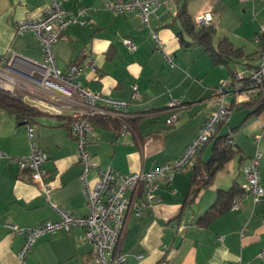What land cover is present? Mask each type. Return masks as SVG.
<instances>
[{
    "label": "crops",
    "instance_id": "1",
    "mask_svg": "<svg viewBox=\"0 0 264 264\" xmlns=\"http://www.w3.org/2000/svg\"><path fill=\"white\" fill-rule=\"evenodd\" d=\"M109 1L66 0L68 12L76 13L82 7L96 12L87 15L85 25L69 27L54 45L56 66L65 72L77 63L83 68L78 78L82 86L129 101L128 131L92 122L88 150L103 167L111 166L124 174L146 172L182 156L218 109L213 89L220 82L230 79L235 70L258 65L260 55L252 39L260 28L242 32L244 27L235 21L228 0H188L193 21L200 14H211L216 48L221 40L228 39L235 48L244 50L245 57L232 59L228 65H217L203 47L181 43L179 35L183 30L180 22H175L179 0H168L151 15L150 25L164 41L166 52L174 56L175 67L171 68L164 54L156 49L149 28L139 15L106 11L104 5ZM47 7L48 0H0V57L15 54L16 73L32 74L36 64L44 62L36 35L32 32L19 35L16 28L22 21L45 15ZM182 33L191 42V37ZM129 40L136 50L128 49ZM20 83L17 95L44 115L22 125L16 116L0 108V152L10 157L29 155L27 127L31 125L37 148L49 155L44 169L54 201L62 210L84 216L88 209L80 180L82 167L68 127L77 108L62 109L68 102L56 91L35 88L25 81ZM134 87L139 90V99L133 97ZM174 100L181 102V106L170 108ZM253 111L239 106L222 125L221 135L241 126L230 135L238 154L209 187L201 189L191 207H185V203L192 170L178 172L168 184H161L153 206L140 215L132 207L128 210L118 250L127 255L130 264H264L259 258L264 251V199L254 204L252 195L243 192L237 210L231 209L207 227L197 223L215 203L219 190L236 185L244 191L243 168L257 151L263 154L260 182L264 188V110L255 115ZM174 114L179 115L180 122L169 127L167 119ZM257 136L263 138L255 143ZM212 146L208 143L196 161L208 162ZM95 177V173L90 175L91 180ZM58 219L41 188L31 182L30 173L21 171L6 157L0 158V264H95L94 248L84 239L81 228L41 237L25 262L19 260L25 237L11 233L5 224L26 228ZM139 255L143 257L139 259Z\"/></svg>",
    "mask_w": 264,
    "mask_h": 264
},
{
    "label": "built area",
    "instance_id": "2",
    "mask_svg": "<svg viewBox=\"0 0 264 264\" xmlns=\"http://www.w3.org/2000/svg\"><path fill=\"white\" fill-rule=\"evenodd\" d=\"M168 0H111L104 5V10L115 14L135 12L141 18L145 27L149 28L152 38L156 43V49L163 53L168 65L175 67L174 56L166 52L164 41L156 30L151 28L150 17L156 10ZM242 4L253 0H239ZM66 0H48L47 12L36 20H25L17 25L19 35L32 32L36 35L43 49L44 62L37 63L32 74H19L15 71L16 55L10 58L0 57V88L16 93L18 84L23 81L35 88L53 90L60 93L68 102L64 108H77L73 111L71 122V134L76 142V157L82 167L80 180L87 197L88 212L84 216H78L62 210L53 199L51 183L47 180L44 164L49 155L44 150L37 148L35 144L34 128L27 127V133L31 144V152L24 157H10L0 152V158L6 157L10 162L16 163L21 171L30 173L32 183L38 185L43 191L46 201L57 213V221H46L43 224L21 228L7 222L5 227L16 235L25 237L24 244L18 257L25 262L28 254L38 239L46 235H54L59 232H71L74 228L84 231V239L94 248L95 264H130L126 254L118 250L122 237L125 218L128 210L134 208L137 215L143 210L151 208L156 201L157 191L161 184H168L174 174L178 172H190L193 170L199 153L209 143L220 125L224 124L233 110L245 102L255 99H264V25L253 37L252 42L257 46L260 55L258 65L250 68L235 70L230 79L223 80L213 89V100L219 106L209 117L200 133L189 144L182 156L171 164L155 165L146 172L124 174L111 166H101L94 161L88 150V134L92 129V119L97 116H105L121 120L122 131L126 133L129 125L126 122L131 117L129 101L115 98L101 93L93 92L81 85L78 78L83 72L79 65H72L67 71H61L56 66L54 45L60 37L74 24L85 25L87 15L96 12L95 9L82 7L76 13L65 9ZM198 27L212 26L213 18L210 13L200 14L194 20ZM130 51L136 50L132 40L127 41ZM37 74V75H36ZM133 97L139 99V90L133 89ZM23 100V99H22ZM181 102L172 101L170 108H178ZM59 113H62L59 109ZM180 122L178 114L167 119L169 127H175ZM263 136H257L258 143ZM263 154L257 151L249 165L243 168L246 178L244 192L251 194L254 204H259L264 199V188L261 185V161ZM96 174L91 180L90 175ZM132 195V198L128 197ZM242 195L238 196L232 206V210L239 208ZM222 241V238H220ZM139 255L138 258H142ZM264 260V251L259 254ZM227 264H236L228 262Z\"/></svg>",
    "mask_w": 264,
    "mask_h": 264
},
{
    "label": "trees",
    "instance_id": "3",
    "mask_svg": "<svg viewBox=\"0 0 264 264\" xmlns=\"http://www.w3.org/2000/svg\"><path fill=\"white\" fill-rule=\"evenodd\" d=\"M176 21L180 22L183 30L182 32H186L192 39L191 42H187L181 32L179 35L181 43L187 47H190L192 44H198L203 47L205 53L214 61L215 64L228 65L232 59L245 57L244 50L235 48L228 39L221 40L216 48L213 44V37L216 32L214 26L197 27L189 15L188 0L178 1L175 22ZM252 56H246V58L250 60ZM72 65L78 64L75 63ZM242 106L254 109L252 115L259 114L264 110V99L258 98L250 102H245L241 105V107ZM0 108L16 116L22 123H29L32 119L39 118L44 115L36 108L25 103L21 98L14 96L11 92L2 88H0ZM128 120H126V122ZM91 121L100 123L104 126L112 125L120 129L123 123L121 120L105 116L94 117ZM71 122L72 119L68 122L69 129L71 128ZM222 125L219 126L216 134L212 136L209 141V143H212L213 146L212 155L208 162L195 161L196 163L192 170L191 189L188 194L185 207H191L201 189L209 187L216 175L221 172L238 154V150H236L235 146H233L231 142L230 135L236 133L241 126L233 129L231 133L227 135H221L220 129ZM243 192L244 191L242 189L240 190V188L236 185L229 190H219L215 203L201 218H199L197 223L205 227L209 226L216 219L230 211L234 200L238 196L242 195Z\"/></svg>",
    "mask_w": 264,
    "mask_h": 264
},
{
    "label": "rangeland",
    "instance_id": "4",
    "mask_svg": "<svg viewBox=\"0 0 264 264\" xmlns=\"http://www.w3.org/2000/svg\"><path fill=\"white\" fill-rule=\"evenodd\" d=\"M228 2L234 10L235 21L244 27L242 32L250 33L264 25V0H253L249 6L239 4L238 0Z\"/></svg>",
    "mask_w": 264,
    "mask_h": 264
},
{
    "label": "water",
    "instance_id": "5",
    "mask_svg": "<svg viewBox=\"0 0 264 264\" xmlns=\"http://www.w3.org/2000/svg\"><path fill=\"white\" fill-rule=\"evenodd\" d=\"M25 123H22V125H24Z\"/></svg>",
    "mask_w": 264,
    "mask_h": 264
}]
</instances>
